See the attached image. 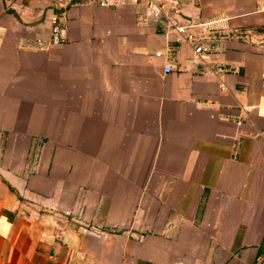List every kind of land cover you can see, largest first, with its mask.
Listing matches in <instances>:
<instances>
[{"label":"crops","instance_id":"1","mask_svg":"<svg viewBox=\"0 0 264 264\" xmlns=\"http://www.w3.org/2000/svg\"><path fill=\"white\" fill-rule=\"evenodd\" d=\"M183 3L249 31L207 42L221 76L135 5L0 0V264L264 256V0Z\"/></svg>","mask_w":264,"mask_h":264},{"label":"built area","instance_id":"2","mask_svg":"<svg viewBox=\"0 0 264 264\" xmlns=\"http://www.w3.org/2000/svg\"><path fill=\"white\" fill-rule=\"evenodd\" d=\"M73 0H53L57 8H64ZM91 3L105 8H116L123 5H135L134 17L137 23H155L162 25L163 32L171 36L178 44H185L190 48L189 61L193 67H200L202 71L208 70L214 76H221L227 69L222 65L212 64L206 55L207 42L214 37L246 38L248 30L230 29L222 26L223 19H203L199 14L188 15L183 10V0H89ZM63 13V12H62ZM52 14L49 17V39H35L28 46L35 50H46L50 46L63 42L62 21L63 16ZM226 29V30H225ZM173 69L170 63L164 65L163 70L169 72ZM220 90H225L222 81L218 83ZM239 124V122H238Z\"/></svg>","mask_w":264,"mask_h":264},{"label":"water","instance_id":"3","mask_svg":"<svg viewBox=\"0 0 264 264\" xmlns=\"http://www.w3.org/2000/svg\"><path fill=\"white\" fill-rule=\"evenodd\" d=\"M263 260H264V256L256 264H261Z\"/></svg>","mask_w":264,"mask_h":264}]
</instances>
